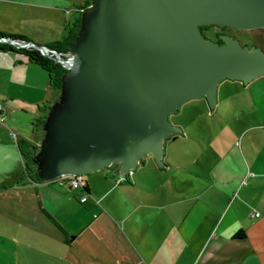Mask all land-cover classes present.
I'll return each mask as SVG.
<instances>
[{
  "label": "crops",
  "instance_id": "1",
  "mask_svg": "<svg viewBox=\"0 0 264 264\" xmlns=\"http://www.w3.org/2000/svg\"><path fill=\"white\" fill-rule=\"evenodd\" d=\"M86 1L0 0V33L53 45ZM11 46L0 47V264H264V191H242L245 163L229 162L236 146L200 174L184 144L170 156L173 134L163 165L148 154L129 173L112 163L85 174V189L26 177L18 184L19 142L43 145L36 119L49 116L59 89ZM241 229L246 236L235 237Z\"/></svg>",
  "mask_w": 264,
  "mask_h": 264
},
{
  "label": "water",
  "instance_id": "2",
  "mask_svg": "<svg viewBox=\"0 0 264 264\" xmlns=\"http://www.w3.org/2000/svg\"><path fill=\"white\" fill-rule=\"evenodd\" d=\"M208 23L264 27V0H94L71 44L76 66L34 42L68 69L63 102L46 123L41 178L112 163L129 173L146 154L163 165L165 138L182 131L170 114L185 100L213 105L223 78L247 83L264 74V49L228 34L208 39L199 28Z\"/></svg>",
  "mask_w": 264,
  "mask_h": 264
},
{
  "label": "rangeland",
  "instance_id": "3",
  "mask_svg": "<svg viewBox=\"0 0 264 264\" xmlns=\"http://www.w3.org/2000/svg\"><path fill=\"white\" fill-rule=\"evenodd\" d=\"M93 1H86L88 7L85 12L93 6ZM199 28L204 37L215 42H222L221 36L228 34L242 45L264 49V27L236 28L228 24L208 23ZM73 54L70 49L62 57ZM64 96V89H59L58 98L49 109V114L55 105L63 102ZM170 121L182 128L181 132L174 133L180 138L171 143L170 156H173V152L176 155L182 152L180 146L184 144V151L195 162L197 172L206 174L221 153L227 152L230 146H236L240 155L238 158L232 155L229 162L238 170L243 168L239 159L245 163L242 191H264V132L259 129L264 126V74L247 83L238 78H223L217 85L213 105L206 97L189 98L179 106L177 112L170 114ZM45 128L41 127V132L46 138ZM171 135L168 136L170 140L173 139ZM42 146L40 144L41 151ZM147 157L155 159L153 155L148 154Z\"/></svg>",
  "mask_w": 264,
  "mask_h": 264
},
{
  "label": "trees",
  "instance_id": "4",
  "mask_svg": "<svg viewBox=\"0 0 264 264\" xmlns=\"http://www.w3.org/2000/svg\"><path fill=\"white\" fill-rule=\"evenodd\" d=\"M88 2V0H87ZM89 3V2H88ZM88 7V4L84 6V11ZM84 26V13L74 22V28H68V31L66 35L63 37V39L55 43L53 45H50L51 47L57 49L61 53L65 54L70 51L71 44L76 41L78 38L80 31L83 29ZM4 36V33H0V37ZM11 38H20L17 36H9ZM0 47H12L8 43H0ZM23 50L28 54L30 60L34 61L38 65H40L42 68H44L49 76L50 84L57 88V89H63L64 84V76L67 72V69L63 67L60 63L56 62L52 58L43 55L39 50L37 49H27L23 48ZM51 107H49L50 109ZM47 115L37 118L36 119V125H41L42 127H45L47 123ZM22 157L24 160V171L20 181H18V184L23 183V178L26 177L28 181H42L45 180L41 178L39 170V162H38V156L41 152L40 146L33 144L32 142H29L27 140H21L19 142ZM235 237H244L246 236V232L244 229L239 230L235 233Z\"/></svg>",
  "mask_w": 264,
  "mask_h": 264
},
{
  "label": "built area",
  "instance_id": "5",
  "mask_svg": "<svg viewBox=\"0 0 264 264\" xmlns=\"http://www.w3.org/2000/svg\"><path fill=\"white\" fill-rule=\"evenodd\" d=\"M0 43H8L10 45H14L21 48H27V49H37L39 50L43 55L52 54V51L44 46L36 45L32 41L20 39V38H11L7 36L0 37ZM55 55V54H53ZM63 53L61 54V56ZM3 104L0 103V110L2 109ZM49 180H53L59 184L68 183L72 188H82L85 189L87 187V180L85 177V174L83 173H63L60 174L54 178H51ZM87 199V194H84L81 197V201H85ZM256 215H259L258 212L255 213Z\"/></svg>",
  "mask_w": 264,
  "mask_h": 264
},
{
  "label": "bare ground",
  "instance_id": "6",
  "mask_svg": "<svg viewBox=\"0 0 264 264\" xmlns=\"http://www.w3.org/2000/svg\"><path fill=\"white\" fill-rule=\"evenodd\" d=\"M68 60H64V63L67 65L76 66L78 64L77 54H73L69 57H66Z\"/></svg>",
  "mask_w": 264,
  "mask_h": 264
}]
</instances>
